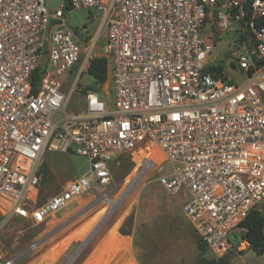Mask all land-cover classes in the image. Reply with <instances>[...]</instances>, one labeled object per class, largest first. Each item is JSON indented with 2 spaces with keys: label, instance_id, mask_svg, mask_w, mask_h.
<instances>
[{
  "label": "built area",
  "instance_id": "obj_1",
  "mask_svg": "<svg viewBox=\"0 0 264 264\" xmlns=\"http://www.w3.org/2000/svg\"><path fill=\"white\" fill-rule=\"evenodd\" d=\"M78 9L102 13L89 48L86 29L65 19ZM226 33L232 48L220 59L232 72L212 57ZM100 37L107 78L87 87L79 79ZM47 152L88 168L42 200ZM131 152L139 172L161 168L165 191H187L183 211L205 256L225 258L264 202V0H0V209L42 223L108 186L111 162Z\"/></svg>",
  "mask_w": 264,
  "mask_h": 264
},
{
  "label": "rangeland",
  "instance_id": "obj_2",
  "mask_svg": "<svg viewBox=\"0 0 264 264\" xmlns=\"http://www.w3.org/2000/svg\"><path fill=\"white\" fill-rule=\"evenodd\" d=\"M101 18L102 13L95 11H65L69 26L86 28L93 36ZM232 40L231 34L222 35L212 57L220 59L226 50L223 57L226 60ZM82 43L85 48L91 45L88 39H82ZM104 49L105 43L100 37L91 57ZM224 60L220 59V62L227 72H232ZM79 83L87 87L96 86L87 71L81 74ZM74 108V102L69 104L68 110ZM139 162V155L134 152L119 155L111 163L108 186L88 190L42 223L33 224L14 218L6 209H0V264L8 261L11 264H105L108 255L117 250V256L113 254L108 264H128L129 261L134 264H194L200 250L197 235L183 211L182 192L171 194L165 191L157 182L161 168L139 172ZM87 168L88 162L82 156L47 152L41 164L40 198L43 200L60 191ZM163 168L162 172H169L170 162L166 161ZM109 200L113 204L109 205ZM114 225L118 227L117 235L128 243V251L117 247L110 239ZM87 226L90 229L82 239L71 240ZM239 235H232L234 244L240 241ZM206 253L209 255L208 251ZM245 253L250 264L264 261V253L257 254L250 248ZM232 264L241 263L235 260Z\"/></svg>",
  "mask_w": 264,
  "mask_h": 264
},
{
  "label": "trees",
  "instance_id": "obj_3",
  "mask_svg": "<svg viewBox=\"0 0 264 264\" xmlns=\"http://www.w3.org/2000/svg\"><path fill=\"white\" fill-rule=\"evenodd\" d=\"M65 8H68L67 5H65ZM90 37L91 34L88 32L82 39L89 40ZM87 72L93 77L96 85L104 83L107 78L106 58L102 56L91 57ZM35 75H37V72ZM260 207L261 209L256 207L250 210L247 217L242 222V226L245 227V231L242 233V239L247 241L249 248L257 254L264 253V234L262 233V226L264 224V202L260 205ZM196 241L198 249L200 250V255L194 264H227V256L220 260H214L211 257H206V247L200 243L198 237Z\"/></svg>",
  "mask_w": 264,
  "mask_h": 264
},
{
  "label": "bare ground",
  "instance_id": "obj_4",
  "mask_svg": "<svg viewBox=\"0 0 264 264\" xmlns=\"http://www.w3.org/2000/svg\"><path fill=\"white\" fill-rule=\"evenodd\" d=\"M152 157L155 160V162L158 164L164 159V154L162 153V151L160 149L154 147L152 149ZM138 165H140V164H138ZM112 201H114V200H112ZM108 203H109V205L113 204V202H111L110 200L108 201ZM99 217H100V214L98 215L97 218H99ZM117 228H118L117 225H114L113 228L110 230V239L113 240V242L117 244V247L118 246H119V248L122 247L123 250L128 251V249H130V248H128V243L124 239H122V237L120 238V236L117 235L118 234L117 230H116ZM89 229H90L89 226L85 227L84 230H82L79 233L75 234V236L71 240H80V239H82L84 237V235L86 234L87 230H89ZM117 253H118V250L116 252H114V253L112 252V254H109L108 257H107L108 259L105 261V264H108L109 260L111 258H113V254L114 255L116 254V256H117ZM128 264H134V263L129 261Z\"/></svg>",
  "mask_w": 264,
  "mask_h": 264
},
{
  "label": "crops",
  "instance_id": "obj_5",
  "mask_svg": "<svg viewBox=\"0 0 264 264\" xmlns=\"http://www.w3.org/2000/svg\"><path fill=\"white\" fill-rule=\"evenodd\" d=\"M184 196V201L186 200L188 194H185L184 192L181 193ZM237 235V234H235ZM240 236V235H239ZM232 237V236H231ZM240 241L236 244L231 241V249L229 253L227 254V264H232L235 260H239L241 264H250L247 262V259L245 257V252L249 249L248 242L242 239V234L240 236ZM231 259V260H230ZM229 261H231L229 263ZM257 264H264V261H260Z\"/></svg>",
  "mask_w": 264,
  "mask_h": 264
},
{
  "label": "water",
  "instance_id": "obj_6",
  "mask_svg": "<svg viewBox=\"0 0 264 264\" xmlns=\"http://www.w3.org/2000/svg\"><path fill=\"white\" fill-rule=\"evenodd\" d=\"M65 0H46V4L48 7L56 8L64 3ZM222 72V68L220 66L215 68V74L220 75Z\"/></svg>",
  "mask_w": 264,
  "mask_h": 264
}]
</instances>
